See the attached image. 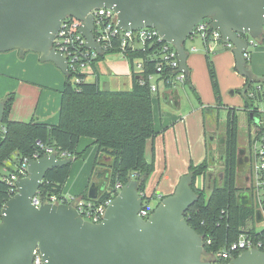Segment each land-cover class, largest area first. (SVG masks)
I'll list each match as a JSON object with an SVG mask.
<instances>
[{
	"label": "water",
	"instance_id": "95a60500",
	"mask_svg": "<svg viewBox=\"0 0 264 264\" xmlns=\"http://www.w3.org/2000/svg\"><path fill=\"white\" fill-rule=\"evenodd\" d=\"M99 8L109 9L112 19L116 14L122 30L154 29L175 48L179 70L185 74V41L196 24L209 20L222 40L232 44L236 72L252 78L244 57L248 42L241 36L264 35V0H0V53H34L41 63H52L67 75L66 59L52 46L56 32L66 17L79 20L77 32L84 46L101 54L89 14ZM103 90H109L107 83ZM3 113L0 102V124ZM72 161L50 154L27 162V175L15 181L16 193L1 208L0 264H32L35 249L44 264H212L202 259L203 237L184 218L197 200L191 174L181 176L173 193L145 220L139 215L138 183L128 181L110 201L101 222L93 224L71 205L36 208L32 203L46 173ZM100 189L91 183L88 199L96 200ZM255 220L260 221L258 212ZM228 264H264V252L244 251Z\"/></svg>",
	"mask_w": 264,
	"mask_h": 264
},
{
	"label": "trees",
	"instance_id": "16d2710c",
	"mask_svg": "<svg viewBox=\"0 0 264 264\" xmlns=\"http://www.w3.org/2000/svg\"><path fill=\"white\" fill-rule=\"evenodd\" d=\"M204 21L210 23L209 20ZM259 39L261 43H264V35ZM147 51L148 49L126 54L131 67L132 79V85L128 91L103 90L97 83L85 81L84 75H81L82 79L79 83H75L72 81L71 74L65 75L64 86L60 92L58 122L55 125L34 120L29 122L11 120L9 115L15 95L14 93L7 94L1 101L4 104V113L0 124V168L7 169L6 161L12 155L16 156L14 166L21 163L23 158H32L38 149L37 143L53 148L57 158H71L73 163L82 156L81 152H77L80 139L87 137L97 147L89 185L92 177L95 176L101 187L93 203L99 204L109 199L112 200L117 195L113 189L116 183L124 185L134 180L138 183L137 190L141 195L144 208L152 213L155 206H150L151 198L145 195V189L154 171V163L146 162L145 148L147 142L156 136L152 108L153 94L147 83L145 85L138 83V75L133 71L134 61L142 59L144 79L156 73L157 62L147 58ZM113 53L117 52L105 51L97 57L96 61ZM210 55V52L206 50L204 55L206 69L217 101L216 107H220L222 106L221 97ZM245 60L247 66L249 58ZM253 82H256L254 77L245 79L244 109L248 111L251 108V113L255 117L258 109L253 108L252 99L248 96ZM184 85L190 86L188 74H186ZM209 108L205 107L204 110ZM237 151V117L235 110L228 108L222 138L220 155L222 158L219 160L221 170L207 196L205 195V181L209 182L211 175L209 159L206 158L196 165L190 163L187 171V174L192 175L190 187L197 195V200L186 210L184 218L188 225L203 237L202 259L206 261H208L209 253L227 247L250 224H252V229L249 233L253 238L264 235V231L256 233L253 229L256 212L253 195L250 192L249 197H244L243 201L240 199L241 189L237 187ZM61 153H65L66 157L62 158ZM72 163L49 170L40 185L38 196L41 198L50 195L60 197L63 194ZM14 169L10 171V174L14 172ZM9 175L0 177V212L4 203L15 193V188L4 181V178ZM199 176L204 180L202 188L195 186V178ZM87 193L86 190L78 197L89 200ZM222 211L225 214H222Z\"/></svg>",
	"mask_w": 264,
	"mask_h": 264
},
{
	"label": "crops",
	"instance_id": "0c3cea01",
	"mask_svg": "<svg viewBox=\"0 0 264 264\" xmlns=\"http://www.w3.org/2000/svg\"><path fill=\"white\" fill-rule=\"evenodd\" d=\"M202 46L203 44L201 43L198 45V48L202 50ZM14 52L10 51L0 54V71H4V73L10 71L11 77L14 80L9 81L0 76V102L7 94L14 93L17 100H15L16 104L12 109L14 117L12 115L11 120L17 122L34 120L48 125L57 124L60 92L64 86L65 75L52 63L40 65L41 63L37 62V58H39L37 54L25 53L24 55H15ZM198 52L188 53L186 62L190 82V86L188 85V87H190L191 91H195L194 94H196L197 90L196 73L203 70L206 66L205 54ZM212 54L211 61L213 62L215 74H217V83L219 82L221 94H223L224 88L226 91L229 89H235L237 91L240 86H244L245 78L236 72L235 60L231 51L228 52V50L219 46L218 50ZM16 56L20 57L22 61H17L16 58L18 57ZM251 58L249 54V60ZM259 66L256 61H253L252 69L249 68L251 74L253 71L264 74V62L261 64L260 71ZM0 75H2L1 72ZM84 76L85 81L97 83L101 89L107 83L111 91H128L132 85L130 64L118 53H113L110 56L107 55L103 59L95 61L85 70ZM159 92L156 95L155 101L152 96L156 136L147 142L145 148L146 162L154 163V171L148 179L145 195L151 198L150 202L158 201V203L161 197L173 193L180 177L187 174L189 167L187 163H197V161L201 163L206 158L209 159L210 163H218L219 160V156L214 154L216 143L211 145L210 142V137L215 135V130L210 132V137L207 138L202 109L196 108L191 114H187L186 116H168L166 112H161L156 117V104L158 107L165 105L174 109H180L181 107V97L177 90L161 89ZM229 108L234 109L236 113L235 107ZM174 132L176 133L172 137L171 133L174 134ZM89 140L90 144H93V141L91 139ZM188 146L189 149L192 146V154L189 153ZM94 158L92 161H94ZM170 163L173 164V168L176 166H174V163H183V166L180 170L176 169V173L174 172L173 174L171 173ZM210 169L212 170V167ZM90 175L91 171L87 177L85 175V177L78 179L72 190H66V187L65 189L63 188V194L78 197L84 191L87 190L88 192ZM93 183L100 186L98 180H93ZM249 195V191H241L243 199L244 197H249ZM250 227H252V224L247 226V228Z\"/></svg>",
	"mask_w": 264,
	"mask_h": 264
},
{
	"label": "built area",
	"instance_id": "2783aa9c",
	"mask_svg": "<svg viewBox=\"0 0 264 264\" xmlns=\"http://www.w3.org/2000/svg\"><path fill=\"white\" fill-rule=\"evenodd\" d=\"M89 14L93 19L91 33L94 42L101 49V54L105 51L114 50L128 61L126 56L128 52L145 51L148 49L146 52L147 58L150 61L157 62L155 66L156 73L150 74L144 79L142 76L144 73L142 59H136L134 61L133 71L138 75V83L140 85L147 83L152 94H157L161 89H174L177 85L185 84L186 74L179 70V62L175 48L171 44L163 42L154 29L122 30L117 26L116 14L112 19L111 11L105 8L94 9ZM79 24L82 25V22L71 17H66L62 20L52 44L54 50L66 59L67 74L72 75V81L75 83L81 81V75H84L85 70L101 55L98 52L95 53L93 49H88L84 46L83 39L77 32V26ZM241 37L245 38L248 42L247 49L244 53L246 59L249 58L248 48L250 46L256 47L255 40L257 39L250 38L247 34ZM195 38L200 39L204 51L208 50L210 54L215 53L219 46L225 50H232L233 48L231 43L223 41L219 32L212 29L210 23L204 20L194 26L186 41H193ZM190 52L194 53L196 50L191 48ZM187 53L189 52L187 51ZM251 87L252 89L248 91L249 98L263 100L264 81L258 82ZM254 118L256 121L250 122L248 129L246 150H248V160L250 161V175L247 181L250 183L248 190L253 195L255 211L260 214V221H255V223H262L264 225V115L258 111V114ZM37 147L38 149L32 158H23L22 162L15 166L14 172L4 178L5 182L15 188V193L16 187L14 183L17 179L27 175L26 168L29 160H37L45 155L55 154L53 148L43 146L41 143H37ZM61 156L62 158L66 157V154L61 153ZM122 186L118 182L113 189L118 193ZM110 201L111 199L95 204L93 200H84L79 197L64 194L60 197L50 195L44 198L36 194L32 199V203L36 208L42 204L71 205L84 221L93 224L101 222L105 209ZM221 213L223 214L224 211ZM150 214L142 204V209L139 212L140 217L145 220ZM250 229L252 227L244 229L238 235L237 239L224 249L209 253L207 260L212 264H228L244 251L256 249L264 252V235L253 238L249 233ZM253 229L256 233L264 231V228L262 230H256L255 226H253ZM32 264H44L38 249L33 251Z\"/></svg>",
	"mask_w": 264,
	"mask_h": 264
},
{
	"label": "rangeland",
	"instance_id": "374dc122",
	"mask_svg": "<svg viewBox=\"0 0 264 264\" xmlns=\"http://www.w3.org/2000/svg\"><path fill=\"white\" fill-rule=\"evenodd\" d=\"M251 40V39H249ZM257 46L253 47L250 46L248 48V52L250 54L251 60L247 62V67L252 69V63L253 61H256L260 66H259V71L261 70V64L264 62V44H260L261 40L258 38L255 40ZM201 44V41L199 38H195L193 41L187 40L185 47L187 51L190 53L191 48L195 49L198 53L205 54L204 47L203 49H199L198 45ZM198 49H197V48ZM231 51L230 49L228 52ZM8 53V52H7ZM15 55H18V51L15 50ZM2 54V53H0ZM111 54H109L110 56ZM212 53L210 57H212ZM18 57V56H16ZM17 61H22L20 57L16 58ZM39 58H37V62L41 63L38 61ZM212 59V58H211ZM252 62V63H251ZM40 65H46L45 63H41ZM3 70V68H2ZM2 75H0L2 78H6L9 81H14L12 79V75L10 71H0ZM9 74H8V73ZM253 77L256 79V82H253L251 86H254L256 83L261 82L264 80V74L260 73H255L254 71L252 72ZM217 78V74H216ZM218 81V78H217ZM196 82H197V90H196V95L194 94L193 91H191L190 87L188 85H177L174 87L175 90L178 91L179 96L181 97V107L180 109H174L171 107H167L165 105H160V107L155 106V116L161 112H166V115H180V116H186L187 114H191L196 108L202 109V115H203V120H204V126L206 129L207 133V138H209V133L215 130V135H213L210 140L211 145L216 143V149L214 150V154L217 156L221 155L222 153V148L218 147V144L220 140L223 138V134L225 131V118H226V113L227 109L229 107H235L236 108V113L235 115L237 116V121L238 123V151H237V166H238V176H237V187L241 189V191H245L249 189L250 183L247 181L248 176L250 175V161L248 160V150L247 149V140H248V129L250 127V122L249 120L253 119V113H251V108L246 111L244 109V87L243 85L238 88L236 91L235 89H229L226 91V89H223V94L220 92V87H219V82H218V88H219V94L221 97V105L220 107H216L217 101L214 97V93L210 84L208 72L206 69V66L203 70L198 71L196 73ZM252 89V87H251ZM232 92V94H231ZM161 94V92H159ZM157 94H153V100L155 101ZM198 97V98H197ZM16 98L14 99V102L12 104L11 112L9 115V118L11 119L12 117V109L13 106L16 104ZM252 106L253 108H257L259 112H261L264 115V99L263 100H258V99H252ZM201 103V104H200ZM21 105L20 103H18ZM205 107H210L208 110H204ZM34 105L32 107V112H33ZM252 108V109H253ZM247 112V113H246ZM163 114V113H162ZM248 116V118H247ZM14 117V115H13ZM252 122V121H251ZM176 132L171 133V136L174 137ZM170 138V136H169ZM168 138V139H169ZM90 138L83 137L80 139L78 147H77V152H81L82 156L78 160L72 163L70 167V172H69V177L64 185V189L66 187V190H72L74 184L77 182L78 179L86 177L90 174L91 167H92V160L96 154V146L94 144H90ZM94 147V148H93ZM214 147V146H213ZM187 148V146H186ZM211 149V147H210ZM188 151L189 153L192 154L193 149L192 146L189 149L188 146ZM187 153V152H186ZM188 154V153H187ZM15 155H12L9 160L6 161V168H0V177L1 176H7L10 174V171H12L15 166H14V161H15ZM216 158V157H214ZM210 162V161H209ZM171 164V173L174 174L176 173V169H181L183 166V163H174L175 168H173V164ZM189 165V163H187ZM193 165L199 164L197 163H192ZM162 165V163H161ZM210 167H212V170L210 171V181L206 182V192L205 195L207 196L210 192L211 185L215 182L216 178L218 177L220 170H221V165L219 163H210ZM93 180L96 181V177L93 176L91 183H93ZM204 185V180L203 177L199 176L195 178V186L197 188H202ZM250 192V191H249ZM246 195V193H244ZM67 196H72V195H67ZM158 201H151L150 206L154 207ZM255 228L256 230H262L264 228V225L262 223H255Z\"/></svg>",
	"mask_w": 264,
	"mask_h": 264
},
{
	"label": "flooded vegetation",
	"instance_id": "af4514ba",
	"mask_svg": "<svg viewBox=\"0 0 264 264\" xmlns=\"http://www.w3.org/2000/svg\"><path fill=\"white\" fill-rule=\"evenodd\" d=\"M219 147H220V149L222 148V140H220V142H219ZM222 157H220V155H219V160L221 159Z\"/></svg>",
	"mask_w": 264,
	"mask_h": 264
}]
</instances>
